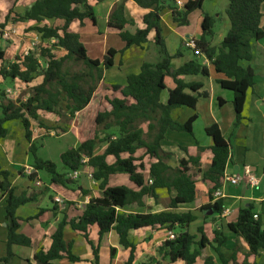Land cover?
<instances>
[{"label":"trees","instance_id":"1","mask_svg":"<svg viewBox=\"0 0 264 264\" xmlns=\"http://www.w3.org/2000/svg\"><path fill=\"white\" fill-rule=\"evenodd\" d=\"M124 1L116 3L106 23L108 32L115 34L124 48L121 51L109 49L100 61L89 59L80 37L68 30L73 21L82 25L88 20L95 26L94 12L88 0H34L23 14L9 10L4 23L0 24L2 30L10 22L33 23L29 31L38 34L45 42L44 47L17 56L11 63H5L4 52L0 49V79L27 86L36 78H41L40 84L29 88L26 98L11 100L6 98V93H0V140L7 134L6 123L17 121L20 124L29 144L28 154L33 160V173L27 176L31 184L38 181L37 172L43 171L49 176L51 184L72 185L68 174L80 169L81 161L85 159L100 191V197L89 200L78 217L69 221L62 217L50 237V248L35 253L34 264H52L58 260H67L72 264L83 262L72 253L71 245L64 241L66 226L79 233L88 244L92 264H98L99 242L110 232L116 234L119 246L129 252L125 264H133L136 249L127 239L128 232L144 228L165 229L174 236L157 248V254L165 264H196L206 246L217 255L221 264H257L259 254L264 253V228L258 215L257 219H253L255 213L251 204L238 209L235 220L227 225L228 232L245 244L246 253L235 246L230 257L225 259L221 248L226 243V237L222 233L213 231L211 240L205 236L203 228H197L196 235L189 233L188 228L196 221V216L190 212H179L178 206L195 200L194 174L200 173L199 158L179 160L176 166H170L168 163L173 155L162 151L161 142L167 131L192 133L195 116L180 124L171 115L176 109L194 110L198 98H207L206 92L200 93L201 83L185 80L208 76L207 68L200 63L201 56L211 64L216 74L224 77L217 84L232 94L236 123L239 122L246 93L254 86L255 78L253 70L242 63L251 61V42L264 40V26L261 25L264 0H227L225 17L229 29L216 47L210 44L215 19L202 12L204 0H187L180 10L175 0H131L140 9L148 11L142 18L144 29H134L133 32L129 30V27H134L133 21L124 17ZM166 9L170 10L172 22L177 26L188 25V16L196 10L202 14L201 35L193 41L199 54L176 69L171 67V61L181 54L178 51L173 56L169 55L161 37L160 15ZM46 20L54 21V24H43ZM151 31L154 32L158 61L143 63L137 73L126 77L124 85L104 84L103 73L112 68L113 58L131 47L144 45ZM54 48L62 49L65 55L57 58L52 53ZM74 66H79L76 71L72 70ZM166 80L170 81L169 87ZM164 92L167 96L165 102L161 98ZM39 112L53 114L58 124L65 118L74 124L77 146L59 157L66 170L64 173H58L54 163L36 156L32 125L40 130H50L40 119ZM62 132L66 131L62 129ZM205 133L212 141V159L201 173V179L207 186L208 203L201 206L198 212L221 215L223 204L213 198V193L222 187L230 145L216 125L206 128ZM98 143L105 147L95 155ZM139 151L143 152L142 156L135 157ZM108 157L113 159L111 164L107 163ZM144 167H148L146 171ZM144 172L148 174L147 181L144 180ZM115 174H126L136 191L124 186L108 187L109 176ZM0 178V201L5 198L7 229L6 254L0 259V264H8L14 257L12 246L29 247L31 244L27 237L19 233L16 211L25 204L35 202L42 192L31 187L17 196L8 182L9 173L0 169ZM160 190L172 193L165 211L147 214L119 212L129 205L143 207L144 197L156 201ZM41 213L28 220L38 219ZM92 227L97 229L96 245L89 239L88 231ZM114 255L115 249L110 248L111 260ZM202 264H213V259L205 258Z\"/></svg>","mask_w":264,"mask_h":264},{"label":"crops","instance_id":"2","mask_svg":"<svg viewBox=\"0 0 264 264\" xmlns=\"http://www.w3.org/2000/svg\"><path fill=\"white\" fill-rule=\"evenodd\" d=\"M118 1L88 0V5L94 12L96 20L95 26L88 20L83 21L82 25L78 21H73L68 29L69 32L77 34L80 37L83 46L84 43L88 46L103 43L101 59L109 49L121 51L124 48L121 40L115 34L109 33L106 27L108 16ZM33 2L34 0H0V12L5 10L7 12L11 10V7H14L17 14H22L21 11L24 13ZM175 2H180L184 6L187 0H175ZM205 2L206 0L202 3V12L213 17L215 19L214 26H217L216 31L213 29L214 40L211 43V46L216 47L229 29V24L225 17L227 0H210L212 5L210 4L206 9L204 7ZM182 7L177 8L180 10ZM195 12L197 11L192 12L188 16V25L186 26H177V24H174L171 19L170 10L168 9L163 10L160 15L161 37L164 40L168 54L173 56L178 51L181 54L179 58L171 61V67L173 69H176L193 58L191 52L185 48V44L189 40H197L201 35L202 14L195 15L197 14ZM5 13H1L3 20L0 21V24L4 23ZM147 13V10L140 9L131 0L124 1V17L126 20H132L134 23V27H129L130 32H133L134 29H144L142 18ZM219 13H221V16H219ZM261 13L263 15L261 25L264 26V4L261 6ZM43 24L51 26L54 24V21L46 20ZM25 25L26 27H24ZM33 25V23H23L17 29L27 30ZM7 26L9 24L4 29ZM9 27H13V25ZM29 32L34 34V36L36 35L35 32ZM34 36L24 41L21 39L19 41L11 39L13 41L5 45L1 44L2 39L0 41V49L4 52L5 63L13 62L15 57L21 56L19 53L25 55ZM113 37L119 39L121 43L116 49L107 45L108 40ZM146 40L147 42L141 47H131L123 51L122 55H116L115 57L119 56L120 60H116L115 57L113 58V66L103 73L102 82L107 85H124L126 77L130 74L137 73L143 63H156L159 57L157 48L154 45L153 31L148 34ZM52 53H56L58 55L57 58L65 55V52L59 48H54ZM251 55V61L242 63V65L244 67L249 66L253 70L255 74L254 86L246 93L241 119L238 123H236L232 107V94L221 89L217 84V81L223 80L224 77L216 74L211 64L201 56L199 58L200 63L207 68L208 76L206 78L194 76L186 78L185 80L192 83H201L203 87L200 93L206 92L208 94L207 98H198L194 110L187 108L176 109L172 111L171 115L172 119L180 124L184 123L188 118L195 116L196 120L192 124V133L167 131L164 140L161 142L162 151L173 155L172 160L168 163L170 166H176L179 160H187L190 157L199 158L200 173L194 174L195 200L190 204L179 205L178 211L190 212L196 216V221L188 228L191 235H196L197 228H203L204 234L209 240L212 239V234L215 230L226 237V243L221 248V253L225 259L230 257L235 246L242 253H246L247 250L245 244L240 239H236L234 235L228 232L227 225L235 220L238 209L247 207L249 204L253 205L254 213L256 216H259L261 222L264 219V194L262 188L261 194L251 193L243 196H231L228 188L232 185L225 182L219 189L222 196L215 199L221 200L224 207L223 213L221 215H213L212 213L201 214L198 212L201 206L208 203L207 186L201 179V173L208 167L212 159V153L210 151L212 141L206 135L205 129L216 125L223 138L230 145V157L224 174L243 177L245 179L252 176L258 182L257 186H259L260 181L263 182L264 40L251 42ZM4 82L0 79V85ZM17 83V81H14L12 85L14 86ZM40 83L41 78H36L31 84L36 86ZM167 86L169 87L170 85L167 84ZM7 90L9 89H6L5 93ZM161 98L165 102L167 98L165 92ZM38 115L44 121L54 122L52 118L54 116L53 114L39 112ZM56 121L57 118L55 120V126H57ZM4 128L7 134L0 140V169L9 173L8 182L14 189V193L18 196L31 187L35 191L42 192V195L35 202L25 204L16 211V216L19 218V233L27 237L31 244L29 247L12 246L11 253L14 257L8 264H34V254L40 250L46 251L50 248V237L55 232L57 223L62 217L65 216L68 221L78 217L89 200L100 197V191L98 189V182L94 181L93 178L90 179L87 177V174H91L88 167H83L78 178L72 180L73 184L67 187L51 183L49 185L42 184L39 172H37V180L40 182V186L37 187L35 184H31L27 176L22 173L24 168L29 167L26 164L29 144L24 138V131L17 121L6 123ZM69 129H74L73 122L69 126ZM67 133L68 131L64 132L63 135ZM76 145L77 140L74 147ZM142 154L143 152L139 151L135 157H141ZM112 162L113 159L108 157L107 163L111 164ZM144 168L146 171L148 167ZM58 172L64 173L66 170L64 167H60V171ZM143 176L144 180L147 181V172H144ZM242 184L249 191L257 187H250L245 183H241L240 185ZM107 185L108 187L124 186L136 191L135 186L129 181L126 174L109 176ZM171 196L172 193L170 195L167 191L160 190L157 192L158 199L156 201L144 197L142 200L143 207L129 205L119 212L124 214L159 213L167 209ZM4 201L5 198H2L0 201V259L4 258L6 254L7 229ZM40 211L42 213L38 219L28 220L36 216ZM88 232L89 239L96 245L97 229L92 227ZM168 235L169 233L165 229L144 228L137 231H129L127 239L136 249L133 264H165L157 254V248L165 240H168ZM196 240H198V236ZM64 241L71 245L72 253L83 261L76 264H92L93 257L91 249L79 233L73 232L66 226L64 228ZM110 248L115 249V255L112 260L109 256ZM262 256H264L263 252L259 254V257ZM128 257V250L119 246L118 238L114 232L103 236L99 242L98 264H125ZM208 257L213 259V264H221L217 255L209 246H206L203 250L196 264H202L203 260ZM52 264L72 263H69L67 260H58L52 262Z\"/></svg>","mask_w":264,"mask_h":264},{"label":"rangeland","instance_id":"3","mask_svg":"<svg viewBox=\"0 0 264 264\" xmlns=\"http://www.w3.org/2000/svg\"><path fill=\"white\" fill-rule=\"evenodd\" d=\"M226 2V1H225ZM11 3V2H10ZM212 5V2H210V0H206L205 2V9L209 6ZM11 11L15 12L14 7H11ZM197 14L195 15H200L201 11L196 10ZM5 11H1L0 12V21L3 20V17L1 15V13H5ZM8 11L5 13V15H7ZM21 13L23 14V11H21ZM219 16H221V13H219ZM9 26L13 25V27H9L7 26L6 29L8 30H16L15 34L11 35L9 37V39L2 40V38L0 37V41L2 40L1 44L5 45V44H9L11 43L13 40H18L21 39L22 41L24 40H28L29 38H32L34 36V34L29 32V29L27 30H19L17 28H19V26L23 25V24H14L13 22L8 23ZM220 25V24H219ZM15 26V27H14ZM26 27V25L24 26ZM217 26H214V31H216ZM24 31V32H23ZM13 39V40H11ZM214 40V36L211 39L210 44L213 42ZM115 42V44H114ZM120 41L117 38H110L107 42V45L109 47H113V48H117L118 45H120ZM105 46V43H104ZM103 47V43H99L98 45H93V46H88L86 43H84V48L87 52V57L91 60H101V49ZM35 52V51H34ZM19 55H22L19 53ZM54 56H58L56 53L53 54ZM116 60H120V57L117 56L115 57ZM79 66H74L72 67V70L76 71L78 69ZM11 82V81H10ZM13 82H11V84L7 81H5L3 84L0 85V93H4L5 94V90L9 89L12 94L6 96V98L11 99V100H16V99H20V98H26L28 93H29V88L33 87V84H30L29 86L27 85H23L21 83H17L16 85H12ZM166 83L168 85H170V81L166 80ZM54 119V122L50 121H44V124L47 126L48 129H50L49 131H45V130H40L37 128V126L34 124L32 126V138L34 143H36L37 146V153L36 156L44 161H50L52 163H54L56 165L57 168V172L60 171V167H63L60 163L59 157L61 154H63L64 152H66L67 150H69L71 147V149H74L76 147V140H77V133L75 131V128L73 130L69 129V126L72 124L71 121H69L68 118H65L63 120H61V122H59V124L57 123V126H55V120L56 117L53 116L52 117ZM58 122V121H56ZM55 126V127H54ZM61 127V128H60ZM62 129L65 131H68L67 134L63 135ZM77 146V145H76ZM105 145L98 143L96 144L94 153L95 155H98L102 152V149ZM74 147V148H73ZM32 156L30 154H28V157L26 159V164H28L29 167H32ZM59 173V172H58ZM39 177L41 180L42 184L45 185H49V176L43 172V171H39ZM39 187V186H37ZM263 188V182L260 181L259 186H257L256 188H254L253 190H246V188H244V185H240L238 187H232L229 186V193L231 196H243V195H249L251 193H260L261 194V189ZM261 225L264 227V219H262L261 221ZM257 264H264V256L262 257H258L257 259Z\"/></svg>","mask_w":264,"mask_h":264},{"label":"built area","instance_id":"4","mask_svg":"<svg viewBox=\"0 0 264 264\" xmlns=\"http://www.w3.org/2000/svg\"><path fill=\"white\" fill-rule=\"evenodd\" d=\"M176 6L177 7H182L183 5L180 3V2H176ZM15 30H8V29H2L0 30V37L4 40H7L9 39V37L13 34H15ZM45 46V42L41 41L40 39V36L38 34H36L33 38V40L30 42L29 44V48L27 50V52L25 54H27L28 52H34V51H37L39 48L41 47H44ZM185 48L188 49L191 54L193 56H197L199 53L198 51L196 50L195 48V44L192 40H189L186 42L185 44ZM12 92L10 90H7L6 91V95H11ZM86 161L85 159H83L81 161V165L82 167H80V169L76 170V171H73L69 174L68 178L70 180H75L78 178L79 174L81 173V170L83 169V167H87L86 166ZM22 173L25 175V176H29L33 173V169L31 167H26L23 169ZM87 177L88 178H92V175L91 174H87ZM229 183L230 185L232 186H238L240 185L241 183H245L247 184L248 186L250 187H256L258 185V182L256 181V179L252 176H249L247 177L246 179L243 178V177H237V176H228L226 174H224V179H223V183ZM35 185L36 186H40V182L39 181H36L35 182ZM222 196L221 192L219 190H216L214 193H213V198L214 199H218ZM253 219H257V216L254 215L253 216ZM174 238V236L172 234H169L168 235V239L169 240H172Z\"/></svg>","mask_w":264,"mask_h":264}]
</instances>
